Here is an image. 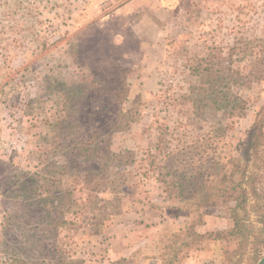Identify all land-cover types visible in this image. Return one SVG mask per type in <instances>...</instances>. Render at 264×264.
<instances>
[{
  "label": "rangeland",
  "instance_id": "1",
  "mask_svg": "<svg viewBox=\"0 0 264 264\" xmlns=\"http://www.w3.org/2000/svg\"><path fill=\"white\" fill-rule=\"evenodd\" d=\"M258 37L264 0H0V264H230L172 235L191 217L164 166L238 155L264 80L236 83L228 53ZM213 89L238 108L199 107ZM126 227L154 243L110 260Z\"/></svg>",
  "mask_w": 264,
  "mask_h": 264
},
{
  "label": "trees",
  "instance_id": "2",
  "mask_svg": "<svg viewBox=\"0 0 264 264\" xmlns=\"http://www.w3.org/2000/svg\"><path fill=\"white\" fill-rule=\"evenodd\" d=\"M228 57L233 63L245 62L242 67H229L236 83L250 85L254 80H264V37L237 40L230 47ZM217 73H212L215 80ZM202 100L206 103H199V107L209 106L230 113L238 108L237 95L227 91L213 89ZM202 153H177L175 164L164 166L177 190L171 200H180L183 205L178 209L191 217L185 229L172 235L192 241L185 243L186 247H197L207 239L222 241L230 264L241 262L246 255L261 254L264 251V103L255 111L246 143L238 155L222 159L208 158ZM212 213L224 219L226 226L199 231L198 227L206 224L204 217ZM140 250L130 256H136ZM128 257L123 260L127 261ZM158 259H162V254ZM165 263L173 264V261Z\"/></svg>",
  "mask_w": 264,
  "mask_h": 264
},
{
  "label": "crops",
  "instance_id": "3",
  "mask_svg": "<svg viewBox=\"0 0 264 264\" xmlns=\"http://www.w3.org/2000/svg\"><path fill=\"white\" fill-rule=\"evenodd\" d=\"M117 230L115 228L112 238L107 243L101 245L107 258L110 260H119L123 257H128L137 250L141 248L145 249L154 243L151 237H147L145 234L141 237L136 231H132L128 227L124 230ZM134 237L136 238L135 240H133Z\"/></svg>",
  "mask_w": 264,
  "mask_h": 264
},
{
  "label": "water",
  "instance_id": "4",
  "mask_svg": "<svg viewBox=\"0 0 264 264\" xmlns=\"http://www.w3.org/2000/svg\"><path fill=\"white\" fill-rule=\"evenodd\" d=\"M256 264H264V255L258 260Z\"/></svg>",
  "mask_w": 264,
  "mask_h": 264
}]
</instances>
